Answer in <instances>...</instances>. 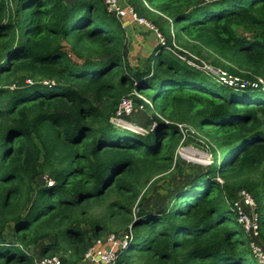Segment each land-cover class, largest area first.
<instances>
[{
  "label": "trees",
  "instance_id": "trees-1",
  "mask_svg": "<svg viewBox=\"0 0 264 264\" xmlns=\"http://www.w3.org/2000/svg\"><path fill=\"white\" fill-rule=\"evenodd\" d=\"M192 1L129 3L171 17L206 66L227 83L261 78L257 89L222 82L170 41L133 67L103 0H0V264L57 253L61 264H82L96 239L130 226L117 264H262L233 203L241 191L252 196L264 250V0L183 10ZM134 92L152 109L142 135L112 121L124 98L143 110ZM186 128L208 143L212 163L194 168L167 207L145 208L151 185L183 171L176 150L191 141Z\"/></svg>",
  "mask_w": 264,
  "mask_h": 264
},
{
  "label": "rangeland",
  "instance_id": "rangeland-1",
  "mask_svg": "<svg viewBox=\"0 0 264 264\" xmlns=\"http://www.w3.org/2000/svg\"><path fill=\"white\" fill-rule=\"evenodd\" d=\"M69 1V0H67ZM215 1V0H214ZM203 0H193L190 5L184 6L183 10L189 11L192 7H195L197 5H202ZM202 3V4H200ZM119 6L122 7V9L128 10L133 8V11H135L134 7L129 3V0H118ZM144 8H140V12L136 13V17L142 18L147 22L146 25H140L138 22L133 21L132 17L130 15L117 18L118 21L122 24V27L124 28V54L126 56L127 62L132 65L133 67L136 66H146L148 63L149 58L151 57L152 53H154L159 46V37L157 36L160 34V37H163L166 40V46H170L168 41L171 42L174 53H191L188 55V58L191 59V63L195 65V63H198L199 65L204 66L203 68L210 69L211 71H216L218 73L219 71L216 69H213L210 65L206 66L205 62L200 60L201 57L206 58L205 52H201L200 56L194 54L192 52V46L191 41L188 42V46H185V42L178 36L177 29L178 26H173L171 23V17L170 19L161 18L162 15L157 8H155L152 5L149 4H143ZM152 20H156V28L153 25ZM236 30L237 34L239 35H253L250 32H245L244 29L241 26H233ZM190 45V46H189ZM66 50H69V47L65 45ZM185 51V52H184ZM70 53V52H69ZM71 54V53H70ZM72 57V56H71ZM202 59V58H201ZM210 62V61H207ZM209 70V71H210ZM214 81V79H213ZM212 81V82H213ZM141 97L138 99L140 101H143L145 105L143 104V110L139 107L138 111H133L127 118H123L119 120L118 118L112 119L114 123L117 124L118 128L122 129H131L135 131L137 134L142 135L146 133V130H151L153 128L152 124L148 125V120L151 118L152 109L149 105L147 98L145 95L141 94ZM137 98V97H136ZM150 102V101H149ZM150 106V107H149ZM134 107V105H133ZM126 120V121H125ZM184 129V127H182ZM186 130L190 131L192 133V137L190 138V142H183L176 150V155L181 159V167L183 168L182 172H174L171 177L165 178L164 181L168 183V187L164 186L163 180H160L158 182H155L153 185L150 186L148 196L144 202V207L148 209H164L168 206L169 202L171 201V196L175 194V192L186 185L190 179H192L195 175L198 174L196 172V169L200 170V167L208 166V164L212 162H208L207 158L211 154L210 146L207 142H205L200 136H197L200 140H202V143H199L194 135V132L190 129ZM185 134L186 131L184 130ZM187 138V134L185 135ZM219 152L216 153L212 151L213 158L215 162L218 160ZM217 154V155H216ZM180 167V168H181ZM205 171V169H203ZM202 170V171H203ZM42 179H39V183H41ZM103 211V209L98 208L96 210L97 213ZM257 213L258 216L262 215L261 206L259 203H257ZM86 228V227H84ZM113 228V227H112ZM87 229V228H86ZM112 230H117V232H122L124 230L113 228ZM11 232H8V238L10 239ZM44 242H41L35 246H32L29 249H33L30 251L34 255V253L39 252V249L43 246ZM35 256V255H34ZM59 257L60 254L57 253L53 255L52 257ZM41 257L37 256L35 257V260L40 259ZM51 258V257H49ZM86 262L82 264H96L95 261L98 260L96 255L88 256ZM92 260V261H90Z\"/></svg>",
  "mask_w": 264,
  "mask_h": 264
},
{
  "label": "built area",
  "instance_id": "built-area-1",
  "mask_svg": "<svg viewBox=\"0 0 264 264\" xmlns=\"http://www.w3.org/2000/svg\"><path fill=\"white\" fill-rule=\"evenodd\" d=\"M211 1L214 0H203V3H210ZM103 3L106 7L107 12L113 14L116 18H123L130 15L133 21L138 22L140 25L147 26V22L144 19L135 16L136 13H134L135 11H133V8L128 10L122 9V7L118 4V0H103ZM157 36L159 37V45L165 46L166 40L163 37H160V34H158ZM218 71V73H216V71H212V73L219 75V80L227 83L225 73L221 72L220 70ZM44 83L47 84L48 82L45 81ZM227 84L238 86L240 88L250 86L252 89H257L260 84H263V80L261 78H258L255 82L250 83L241 82L238 78L233 77L228 80ZM134 95L137 98L141 97V94L137 92H134ZM133 105L134 104L132 103L130 98L122 99L115 114L116 116L113 119L118 118L119 120H121L124 117L129 116L134 110L135 105L134 107ZM139 107L142 108V105ZM114 124L117 126L116 123ZM207 159L208 162H212L213 160L211 155H209ZM218 182L221 184L222 180L218 179ZM51 183V181L48 182V184ZM233 206L237 215V223L241 226L244 234L249 239V245L252 252L255 254V256L258 257L259 262L264 264V250L259 244L258 240L259 224L257 215L255 214L256 204L252 196L245 191H241L240 194H238V199L233 203ZM132 240L133 233L131 230V226L128 227V230L122 231L118 234L110 233L103 238L96 239L93 242L92 247L89 248V250L85 254L84 260L88 261V256L96 255V257L98 258V260L95 261L96 264H117L119 256L128 249ZM35 264H61V260L56 256L51 258L45 257L36 260Z\"/></svg>",
  "mask_w": 264,
  "mask_h": 264
},
{
  "label": "water",
  "instance_id": "water-1",
  "mask_svg": "<svg viewBox=\"0 0 264 264\" xmlns=\"http://www.w3.org/2000/svg\"><path fill=\"white\" fill-rule=\"evenodd\" d=\"M240 194V193H239Z\"/></svg>",
  "mask_w": 264,
  "mask_h": 264
}]
</instances>
